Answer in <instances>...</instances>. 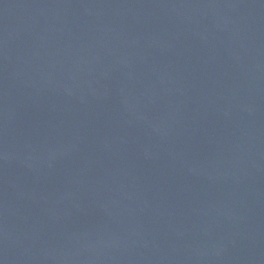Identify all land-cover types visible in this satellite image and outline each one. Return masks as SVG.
<instances>
[{"label": "water", "instance_id": "1", "mask_svg": "<svg viewBox=\"0 0 264 264\" xmlns=\"http://www.w3.org/2000/svg\"><path fill=\"white\" fill-rule=\"evenodd\" d=\"M0 264H264V0H0Z\"/></svg>", "mask_w": 264, "mask_h": 264}]
</instances>
